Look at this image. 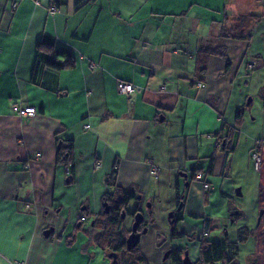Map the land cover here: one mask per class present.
I'll return each mask as SVG.
<instances>
[{
  "label": "crops",
  "instance_id": "0c3cea01",
  "mask_svg": "<svg viewBox=\"0 0 264 264\" xmlns=\"http://www.w3.org/2000/svg\"><path fill=\"white\" fill-rule=\"evenodd\" d=\"M37 2L0 0V264H55L83 230L93 249L109 254L97 244L94 220L114 193L106 180L115 170L116 186L150 210L149 224L155 207L169 231L181 195L177 232L185 238H170V246L186 248L193 262L213 227L212 198L219 192L232 200L238 189L242 196L236 178L254 179L247 194L261 214L241 245H252L248 263L264 264V0H69L53 13L51 0ZM225 29L234 37L223 38ZM39 42L53 44L56 58L73 59L75 68L41 66L32 82ZM219 46L230 66L211 55L199 77L198 51ZM119 80L136 91L119 94ZM17 106L36 113L19 117ZM225 141L232 149L226 170ZM67 144L72 180L70 165L57 162ZM255 148L259 171L250 158Z\"/></svg>",
  "mask_w": 264,
  "mask_h": 264
},
{
  "label": "trees",
  "instance_id": "16d2710c",
  "mask_svg": "<svg viewBox=\"0 0 264 264\" xmlns=\"http://www.w3.org/2000/svg\"><path fill=\"white\" fill-rule=\"evenodd\" d=\"M69 0H51V9L57 10L65 7L68 4ZM97 0H73L74 4L76 6H81L86 3L90 2H95ZM242 18H239V21H241ZM244 20V18H243ZM222 37L223 38H228V37H234L231 34V31H227L226 29L223 30L222 32ZM36 59L32 71V76H31V81L34 82L37 78V75L39 73V69L41 66L52 70V71H63V70H69L75 68V61L73 59H67L64 61H61L56 58V55L58 54V51L55 50L53 44L48 43V42H39L36 45ZM216 56L221 59H224L227 62V67L230 66L228 56H227V51L224 46H219L216 48H201L198 51V61H199V68H198V76L203 77L205 72H206V67L203 65V61L207 59L209 56ZM263 67L264 65H259V67ZM264 93V87L261 89L260 94ZM243 117V111L239 110L237 111L236 119L237 123L238 120L239 122L241 121ZM225 127L224 123L222 124V129ZM225 139V138H222ZM223 150L226 151L225 155V162L223 169L226 170L229 162H230V156L232 153V149H229L227 147V141H225V144L223 145ZM57 162L59 164H63L65 166L70 165L71 171L69 174V180H72V163H73V154H72V144H67L66 147L61 145V148L59 149L57 153ZM212 165V164H211ZM212 171V166H210L208 173H211ZM116 179V170L113 171V173L110 175V177L107 178L106 180V185L109 187L114 188V193L113 194H107L103 197V201L106 202L110 198H117L120 204V207L122 209H125L127 203L132 200L133 195L124 192L120 188L116 186L115 183ZM177 199L180 202L181 195L177 193ZM229 212L232 216V220L235 222L237 221L241 215L237 212V210L234 207H229ZM95 225H101L104 227V229H101V233L97 235V244L99 247H101L102 250L107 251L108 253L110 251H123L125 255H130L133 253L132 250L131 252L127 251L125 248V242L124 238L128 236L130 231H123L121 234L117 233L116 235L118 238L113 240V236L115 235H110L107 227L112 226L114 228H118L120 226L121 220H119V217L116 216H107L103 212L99 215L98 218L94 220ZM206 227H208V221L205 222ZM170 227L173 229V233L171 235L172 239H181L185 238V235L176 233V222L174 224H170ZM208 230V229H207ZM254 231L249 230L247 227H241L237 230L236 232V241L230 242L227 238H225L222 241H217V240H210L208 238H201L199 240V258L196 263L194 264H239L238 263V258H239V251H240V245L248 241V239L253 235ZM189 241H194L195 238L193 236L188 237ZM113 242L116 243L114 246ZM116 247V248H115ZM130 253V254H129ZM178 252L174 253L173 255V264H179L178 263ZM124 255V256H125ZM140 264H148L144 258H140L138 260ZM120 264H126L125 262L120 263Z\"/></svg>",
  "mask_w": 264,
  "mask_h": 264
},
{
  "label": "rangeland",
  "instance_id": "374dc122",
  "mask_svg": "<svg viewBox=\"0 0 264 264\" xmlns=\"http://www.w3.org/2000/svg\"><path fill=\"white\" fill-rule=\"evenodd\" d=\"M263 164V158H262ZM253 166V165H252ZM262 166V165H261ZM252 168V167H251ZM254 168V167H253ZM252 168V170H254ZM261 169V168H260ZM259 169V170H260ZM254 172V171H253ZM254 175V174H252ZM242 177H244L242 179ZM238 177L234 181V183H238L239 187L243 188V195H234L232 200L230 198L226 200H221V196L218 192L216 196L212 198V206H210L214 215L213 218V227L210 231L208 237L210 240H224L225 238L236 241V232L241 227H249L256 228L258 224V220L260 218L261 211L256 210L255 204L252 201V196L247 194V185L250 184L252 187V182L254 179L247 178V176ZM221 179L218 177L216 173V177L212 179L213 184L218 188V182ZM241 185V186H240ZM246 189V190H245ZM252 189V188H251ZM234 204L245 213L244 216L240 217L237 221L232 220V216L228 210L230 204ZM136 207V202L132 201L128 206V213L125 215L124 219H121L120 226L118 228H114L112 226H108L107 230L110 235L113 236V240L118 238L117 233L121 234L123 231H128L132 227L133 217L130 215V212L133 208ZM150 210H146L145 216L149 214ZM152 212V211H151ZM182 214V213H181ZM152 217V215H150ZM153 217L157 220L154 223H147L148 232L141 237L140 243L135 248L133 253H129V258L132 261H138L140 258H144L148 264H171V260L164 259V254L170 247V232L166 229L167 226L165 222L163 223L162 217L158 220V212L155 207H153ZM230 219V222L233 224L227 225L226 232L227 237L224 235L223 230L224 227L220 226V222L223 219ZM98 227V226H97ZM85 228V227H84ZM99 228L104 229L101 225ZM73 241L72 246H69L66 250V253L61 255L59 262H55V264H110L111 260L108 258V254L102 253L100 250L94 248L93 243L91 241V233H86L84 230L73 233L71 238L68 241ZM113 242V245L116 246ZM66 245V243H65ZM68 246V245H66ZM95 247V246H94ZM252 245H241L240 246V263L241 264H250L247 262V256L251 249Z\"/></svg>",
  "mask_w": 264,
  "mask_h": 264
},
{
  "label": "flooded vegetation",
  "instance_id": "af4514ba",
  "mask_svg": "<svg viewBox=\"0 0 264 264\" xmlns=\"http://www.w3.org/2000/svg\"><path fill=\"white\" fill-rule=\"evenodd\" d=\"M140 197L139 196H133V198H132V200H130L128 203H127V205H126V207H125V209H122L121 207H120V204H119V201H118V199L117 198H110L108 201H106L105 203H106V206L102 209V212L105 214V215H107V216H114V217H116V216H118L119 217V220H121V219H124L123 217H122V215H123V213L125 214V215H127V213H128V210H127V208H128V206L130 205V203L132 202V201H134V202H136V207L135 208H133V210L130 212V215L133 217V223H132V226H133V224H134V222H135V216L138 214V213H141L142 215H143V217H144V219H143V222L141 223V225L139 226V228H138V233H140L141 234V237L144 235V234H142L143 233V231L144 230H147L146 231V233L148 232V228H147V223H146V221H145V210H146V208H144V207H142L141 205H140ZM182 200L179 202V201H177V203H176V205H175V207H174V209L173 210H171L170 212H169V214H168V217H169V215H171V217L170 218H168V223H169V232H170V237H171V235H172V231H173V229L170 227V224H174L175 222H176V233H178L177 232V225H178V223L181 221V219H182V217H181V211H182ZM107 209V212L105 211ZM131 229H132V227H131ZM131 229L130 230H128V231H130V233H131ZM129 233V234H130ZM145 233V234H146ZM129 234H128V236H129ZM127 236V237H128ZM127 237L126 238H124V242H125V248H126V239H127ZM172 238V237H171ZM116 248V247H115ZM135 250V249H134ZM134 250L132 251V252H134ZM170 252V254H169V256H168V258L167 259H170L171 260V264H173L172 262H173V254L174 253H179V254H177L178 256V263L179 264H186L185 262H184V259H185V254L187 253L188 254V257H189V253H188V250L185 248V249H172L171 248V246L169 247V249L166 251V252ZM131 252V251H130ZM110 253H114V254H116L117 255V261H118V264H120V263H123V262H125L126 264H140L138 261H132L130 258H129V255L127 256V255H125L124 254V252L123 251H117V250H112V251H110L109 252V254ZM109 254H108V258H109ZM166 254V253H165ZM164 254V255H165ZM125 255V256H124ZM110 260H111V262H112V259L111 258H109ZM167 259H165V260H167ZM189 262H190V264H194V263H196V262H193L192 260H191V258L189 257ZM110 262V263H111Z\"/></svg>",
  "mask_w": 264,
  "mask_h": 264
},
{
  "label": "built area",
  "instance_id": "2783aa9c",
  "mask_svg": "<svg viewBox=\"0 0 264 264\" xmlns=\"http://www.w3.org/2000/svg\"><path fill=\"white\" fill-rule=\"evenodd\" d=\"M35 2L38 4L37 0H35ZM54 11H55L54 9L50 10L51 13H53ZM198 87L200 88V87H202V85L198 84ZM117 91L121 95L129 96L133 92L136 91V87L129 82L119 80L117 82ZM14 111L16 112V114L19 117H22V118L23 117H32L36 113V109L34 107L22 108V107L17 106V107H15ZM86 128H90V126L87 125ZM250 158H251L254 169L256 171H259V169L261 168V165H262V154L258 148H255L253 150ZM157 170H158L157 167L152 166L151 172H150L151 176L156 177L157 173H158ZM68 172H69V169H67V173ZM196 178L201 182L203 190H207L209 188V185L205 182V175L203 173H198L196 175ZM206 233H207V231L205 230L203 232V235H205ZM15 264H22V263H15Z\"/></svg>",
  "mask_w": 264,
  "mask_h": 264
},
{
  "label": "water",
  "instance_id": "95a60500",
  "mask_svg": "<svg viewBox=\"0 0 264 264\" xmlns=\"http://www.w3.org/2000/svg\"><path fill=\"white\" fill-rule=\"evenodd\" d=\"M237 194L240 195L239 189L237 190ZM105 211L107 212V209ZM122 217L123 218L125 217L124 213H123ZM170 217H171V215H169V218ZM143 219H144V217H143V215L141 213H138L135 216V222H134V224L132 226L131 233L129 234V236L126 239V250L129 251V252L132 251L133 249H135L138 246V244L140 243L141 234L138 233V228L141 225V223L143 222ZM146 231L147 230H144L142 234H145ZM52 232H53V229L49 228V229H47V230H45L43 232V235H44L45 238H48ZM169 254H170L169 251L166 252V254L164 255V259H167ZM109 258L112 259V262L110 264H118L117 255L116 254L110 253L109 254ZM189 261L190 260H189L188 254L186 253L184 262L186 264H190Z\"/></svg>",
  "mask_w": 264,
  "mask_h": 264
}]
</instances>
